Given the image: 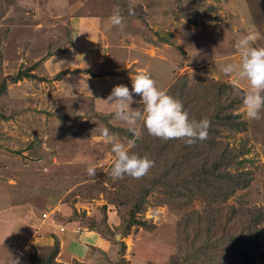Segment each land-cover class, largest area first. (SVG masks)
<instances>
[{"label":"rangeland","instance_id":"obj_1","mask_svg":"<svg viewBox=\"0 0 264 264\" xmlns=\"http://www.w3.org/2000/svg\"><path fill=\"white\" fill-rule=\"evenodd\" d=\"M189 8L201 12L207 17L205 21L192 23L186 12ZM117 9L124 23L118 30L126 29V34L133 36L125 44L127 50L115 43L116 36L109 37L105 25L103 30L86 24L95 18L108 24ZM114 30L117 35L118 30ZM249 31L258 34L254 46L264 47V0H0V89L7 84L6 91L0 93V217L5 215L2 207L7 203L28 202L36 220L51 217L59 230L72 223L76 233L93 231L89 226L104 229L107 217L116 231L115 239H108L114 245L112 252L98 248L88 262L73 259L66 263L58 254L56 264H234V237L251 231L258 251L247 250L246 259L251 263L244 258L241 264H264V217L255 228H249L247 216L242 215L245 210H260L264 215V109L260 119L252 120L244 115L242 105L234 113L246 122L245 131L230 134L222 130L199 142L197 150L203 154L191 166L175 161L179 176L193 178L199 171L213 170L209 158L226 142L235 154L246 148L239 157L243 163L228 170L249 175L247 188L238 190L227 202L209 203L203 195L180 190L178 179L179 196L153 190L146 210L138 214L148 229L135 225L128 235L129 222L122 221L129 215L128 194L138 193L144 179L111 177L116 157L99 129L112 128L110 133L126 146L129 131L114 117L109 123L96 117V112L113 113V105L106 100L107 90L118 84L131 89L132 81L113 80L118 75L124 78L120 70L127 75L132 68L141 70L137 73H151L166 92L171 90L180 98L193 90L202 103H209L212 97L207 88L211 80L214 87L235 81V87L247 91L250 85L246 79L225 74L221 68L239 64L236 43ZM93 66L96 72H92ZM19 72L33 76L13 82ZM88 76H103L105 80ZM92 82L105 86L100 88L105 91L101 92V110L90 95H85ZM139 101L135 95L131 107L142 111ZM137 129L140 139L150 143L153 138L147 136L143 121H138ZM135 138L130 140L132 153ZM153 141L147 150L166 146ZM136 152L146 155L143 148ZM162 163L156 162L151 173L163 171ZM90 165L96 169L95 176L87 174ZM12 227L0 225V243L19 238L18 245L27 247L32 232H20L19 222L14 221ZM52 246L33 244L21 255L24 259L32 254L40 257ZM12 256V252H0V264H12Z\"/></svg>","mask_w":264,"mask_h":264},{"label":"trees","instance_id":"obj_2","mask_svg":"<svg viewBox=\"0 0 264 264\" xmlns=\"http://www.w3.org/2000/svg\"><path fill=\"white\" fill-rule=\"evenodd\" d=\"M186 12L190 14L191 22L195 24L199 22L202 23L207 18L205 16L202 17L200 14L201 12H198L197 9L189 8ZM198 15H200V19H198ZM211 19L212 18H209L210 21ZM32 76L33 75L31 74V72H19L16 76L13 77L12 81L16 82L25 77ZM212 83L213 80H211L210 84L207 85V88H209L212 94L209 103L200 102L199 98H196L193 90H189L188 92H186V94L184 93L180 95V98L177 97L178 95H174L173 92L171 93V90H169L170 92L168 91L167 93L182 102L184 109L188 113L189 119L197 121L201 119H207L209 121L207 138H209L210 136L213 138L214 133H221L222 130L230 134H233L237 131H245L247 129L246 122L241 119L240 114L234 113L236 109L240 108L243 105L242 97L244 94V90L227 83L221 85H217L216 83H214L217 85L215 87L219 86L218 88H215ZM6 86L7 84L6 82H4L1 86L0 93L6 91ZM223 98H229L230 101L225 102ZM96 113V117L104 119V123H107V121L109 123V118L114 117L113 113L111 116L105 113ZM111 131H113L112 128H110V132ZM146 134L148 136L147 129ZM149 136L154 140L156 139L157 141H159V146H161V144L163 143H165L166 146H164L161 150H159L157 146L153 147V149L151 147L149 150H147L148 144L150 146L154 144L153 139H151L150 143H146V140L143 139L144 141H142L139 137L135 138L136 145L134 146L135 151L133 153L144 156L143 154H140V152H136L138 149L143 148L146 152L145 156L154 162L153 165H155L156 162L160 164V162L163 160L164 163L162 164L165 165V168L163 169V171L158 170L159 172L155 174L151 173L149 169L148 173L143 176L144 184H141V188H138V193L134 192L133 194H128L130 207L129 209H127L129 215H127V219L123 218L122 220L129 222V230L126 233L127 235L131 233V229L135 225L145 228L149 227L147 222L143 220V218H140L138 214L146 210L147 197L153 190L162 191L172 197L179 196V191L177 189L179 186V183H177L178 179H180L179 182H181L180 190L182 189L183 191H189L193 196H196L198 194L203 195L207 200H209V203L227 202L228 199L238 190L245 189L249 186L251 180L249 175L244 172L233 173L228 170L231 165H241L243 163L242 160H239V157L247 152L246 148H242L240 152L235 154L229 147V143L226 142V146L223 149L220 148L221 151H217L215 155H211V157L209 158V160L212 161L210 167L213 170L211 172H207L205 170L199 171L193 178H191L179 176L180 168L178 166V163H176L175 161L179 160L178 162L180 163H182L181 161H184L188 164L187 166H191L192 163L197 162L203 154V150H197V144L204 140H196L192 144H187L185 143V140L183 138L161 140V138L152 136L150 134ZM132 137V133L129 132L128 141L132 140ZM180 155L183 157H180ZM219 168H221L222 170H219ZM183 195L186 194L183 193ZM242 215L247 216L249 221V224L247 225H249V228H255L257 222L261 221L264 217L262 211L260 210L255 212L245 210ZM103 223L104 229L94 226H89V229L98 232L107 240L115 239L116 231L113 229L114 227L109 225L107 217L103 220ZM253 235L254 234H252L251 231L248 234L239 235L237 238L234 237L233 246L231 248V251L233 252V260H231V262H233L234 264H241L244 261V258L246 259L247 250L252 249L258 251V242L255 243ZM53 237L55 239V242L52 247H48V253H45L40 257H38V255L36 254H32L28 258V261L33 264H56V258L60 252V241L56 235H54ZM122 243L124 242L122 241ZM247 261L250 262L248 259H246V263H248Z\"/></svg>","mask_w":264,"mask_h":264},{"label":"clouds","instance_id":"obj_3","mask_svg":"<svg viewBox=\"0 0 264 264\" xmlns=\"http://www.w3.org/2000/svg\"><path fill=\"white\" fill-rule=\"evenodd\" d=\"M132 14L130 6L129 15ZM109 22L121 29L124 27L123 16L118 9L109 17ZM257 36L252 31L241 36L236 43L241 58L239 64L228 63L221 68L225 74L235 73L237 78L248 81L250 87L244 92L242 102L244 115L252 120L260 119L261 109H264V47L254 46ZM131 81V89L125 84H118L112 88L106 100L113 105L114 118L123 121L134 137H140L137 123L143 121L148 134L164 140L183 138L185 143L192 144L207 138L209 121L189 119L182 102L159 87L151 73H137L131 76ZM233 85L235 87V81ZM135 95L140 97L142 111L131 107ZM99 132L104 142L111 145L116 157L109 173L113 179L124 176L138 179L148 173L154 162L146 156L132 153L130 147L133 141L126 146L108 128H100ZM86 171L89 176H95L94 166H88Z\"/></svg>","mask_w":264,"mask_h":264},{"label":"crops","instance_id":"obj_4","mask_svg":"<svg viewBox=\"0 0 264 264\" xmlns=\"http://www.w3.org/2000/svg\"><path fill=\"white\" fill-rule=\"evenodd\" d=\"M91 21L92 22H87L86 24L93 23L95 25V28H97V29H98V27L103 29L104 28L103 26L105 25L106 26L105 28L108 32L109 37L111 39H113V36H116V38L113 40H118V42H115V43L123 45V47H125L124 49H126L125 44L128 43V40H130L131 37H133L130 34L129 35L126 34L127 33L126 29H125V31L118 30L120 27H116V26L111 25L109 21H108V24L106 23L107 25L103 21L100 22V20H98L97 18L92 19ZM114 29L118 30L117 35L114 32L115 31ZM113 44L114 43H112V46H113ZM112 46H111V49H112ZM130 48L128 49L129 52H133L132 50H130ZM107 64H109V61H107ZM100 66H103V61L101 62ZM95 67L96 66H93L92 72H96V70H98ZM132 70L133 71L128 72L129 76L127 75L126 72L121 73V70H120L118 73L123 74L122 77H124V78H121V77H119L120 75H118V77L113 78V80L114 81H131V72L136 75L137 72L141 71L138 68H132ZM103 71H105V70H103ZM111 72H113V71H111ZM108 74L109 73L106 74V77L110 76ZM124 74H126L127 76H125ZM135 75H133V77ZM101 77H103V76H94V77L88 76L87 78L99 80ZM101 79H102V81L105 80L104 77ZM107 80H109V79H107ZM102 84L103 83H101V85H99V86H96L95 82H92L91 87L89 88V91L87 92V94H85L87 96L90 95L89 97L93 98V103L95 104V107L99 110H101L100 108H102L101 103L104 99V98H102L101 92H105V91H100V88H102V86H104ZM108 84L109 83H107L106 85H108ZM110 92H111V90L106 91V93H108V94H110ZM107 104H108V102H107ZM2 208H3V212H5V215L3 217H0L1 218L0 219V225L1 226H3V224H6V225L9 224L12 227V223L15 221V222H19V225H20L19 231L20 232L25 231V233H28L27 230L29 232H32V234H31L32 239H31V241L30 240L28 241L27 247L30 245L32 246L33 244L36 245V247L37 246L40 247V245H42V244H44L45 246H52L55 242L53 236L56 235L60 241L59 256L64 263H66L70 260H73V259H76L77 261H80V262H88L95 255L93 250L99 248L102 251L110 253L114 249V245H112V244L110 245L106 238L101 237L95 231H89V230L84 229L83 231H79L78 233L74 232L73 231L74 228H73V226H71L72 223H67V224H70V227L67 226V224H66V226L62 225L64 230H61V229L59 230L56 227V224L51 223V220H52L51 217L50 218L49 217L48 218L43 217L44 214H46V212L43 214V216H42L43 218H41V220H38V219L36 220L35 219V210L33 209V206L28 205V202L25 204H22V205L16 204L14 206H11L9 203H7V205H5ZM13 214L15 217H13L11 219V221L6 219L10 215L13 216ZM114 225H117V223H114ZM11 230H13V227ZM19 240L20 239L18 238L16 240H11L13 242L0 243V252H2V251H6L7 253L12 252L13 253V256H12L13 258H11L12 264H33V263L29 262L28 259H24V257L21 255L23 253V251H27V247L23 246L21 248V246L18 245V244H20Z\"/></svg>","mask_w":264,"mask_h":264},{"label":"built area","instance_id":"obj_5","mask_svg":"<svg viewBox=\"0 0 264 264\" xmlns=\"http://www.w3.org/2000/svg\"><path fill=\"white\" fill-rule=\"evenodd\" d=\"M45 215V214H44ZM63 229V228H62Z\"/></svg>","mask_w":264,"mask_h":264}]
</instances>
